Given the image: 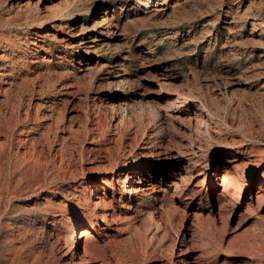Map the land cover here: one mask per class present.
Segmentation results:
<instances>
[{
    "label": "rangeland",
    "instance_id": "rangeland-1",
    "mask_svg": "<svg viewBox=\"0 0 264 264\" xmlns=\"http://www.w3.org/2000/svg\"><path fill=\"white\" fill-rule=\"evenodd\" d=\"M256 28L264 0H0V264H74L65 237L92 175L142 164V210L115 180L112 223L94 219L99 264H178L180 247L191 264H254L264 206L218 193L264 157Z\"/></svg>",
    "mask_w": 264,
    "mask_h": 264
},
{
    "label": "bare ground",
    "instance_id": "bare-ground-1",
    "mask_svg": "<svg viewBox=\"0 0 264 264\" xmlns=\"http://www.w3.org/2000/svg\"><path fill=\"white\" fill-rule=\"evenodd\" d=\"M18 6H19L18 9H21L24 7L23 5H21V3ZM100 19L102 20V18ZM55 20H60V18L59 17L55 18ZM58 25L61 26V23ZM94 27H97V26H94ZM254 32L256 33L259 32L258 34L263 35L264 29L256 28ZM50 34L51 33H47V35H50ZM97 40H98L97 38L93 40L91 39L90 44L87 45L88 50L89 49L96 50ZM256 161L257 160L254 159V160H250L247 163L246 175L245 173H242V171L238 168L226 170L224 172V174L221 177V183H220V186H222L221 187L222 189H221V192L218 194H220L221 198L225 201L224 202L225 205L226 204L228 205V203L232 199L237 198L240 200H246L249 206L255 205V204L259 206L260 208L264 206V173L259 178H257L256 176L257 171L259 169L264 168V157L263 159H261V164L257 165L258 167L255 166V164L257 163ZM124 169H126L125 166L122 169L116 170L117 171L116 174L108 171V172L101 173L99 176L92 175V181L87 183L86 187L84 186L85 191H86L85 196H86L87 208L84 211L81 209H78V211L82 217L81 219L82 220L84 219L85 223L82 224V228L80 229L78 235L76 232L80 225L74 226L73 229L71 228L72 233L65 237L66 241H68V243L71 245L70 246L72 248L71 255L74 257L76 256L77 261L74 264H99L100 263L99 255L96 249L97 244H96V234H95V229H94L95 228L94 219L96 220L95 222L97 226H99L100 224L104 225V224L112 223L113 216H114V210L108 207L106 200L109 194H111L112 199L115 198V195L117 193V189H116L115 182H114L115 180H117L118 183L122 185L120 189H118L122 195L129 193V196H130V201L128 202L130 203L129 206L130 208H132V205H133L132 202H134V208L136 211H139L142 207H144L142 199L148 196L151 193L150 191H153V189L155 188V185L153 183V178H154L153 177L154 176L153 167L142 164V165H139L137 169L135 168V165L129 166L126 169L128 170L127 175L122 176L125 173ZM255 188H256V191H255ZM88 203L90 204L88 205ZM48 204H50V202ZM220 206H222V204H220ZM153 213H154V210L149 212L150 215H152ZM48 214L51 215L50 223L53 226V228H56L57 224H61L63 219L65 221V213L63 210H58L55 212H48ZM69 218L71 219V217ZM56 236L58 240L63 237V235H59V234H57ZM185 252H186V248L180 247V252L178 253L177 259H176V262L178 264H191L192 263L190 255L186 254ZM247 258L251 261V263L263 264L264 247L260 249L251 247V251H249V255L247 256ZM193 264H195V259H193Z\"/></svg>",
    "mask_w": 264,
    "mask_h": 264
}]
</instances>
